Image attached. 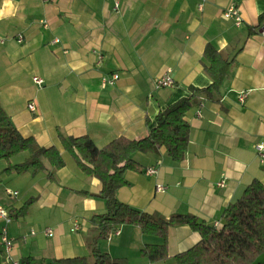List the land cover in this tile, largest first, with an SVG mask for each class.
Segmentation results:
<instances>
[{
    "label": "crops",
    "instance_id": "1",
    "mask_svg": "<svg viewBox=\"0 0 264 264\" xmlns=\"http://www.w3.org/2000/svg\"><path fill=\"white\" fill-rule=\"evenodd\" d=\"M201 2L0 0V105L23 136L56 146L65 160L57 170L45 162L46 170L19 174L6 168L27 153L0 159V205L11 217L7 230L19 264L27 257L35 264L92 259L91 218L107 206L84 192L97 194L101 182L81 170L60 136L87 135L102 148L120 136L148 135L160 109L189 96L191 86L210 85L203 56L209 44L232 64L215 99L202 93L193 97L185 113L190 129L184 158L172 160L164 147L134 153L142 170L125 172L127 184L117 197L165 219L194 214L215 225L253 180L264 182V163L255 152L264 139V22L259 21L264 0H204L199 8ZM231 5L240 9L241 25L223 17ZM168 70L174 85L157 87L156 79ZM114 73L115 83L103 85ZM241 93H246L243 103ZM148 167L157 173L146 175ZM223 178L225 186L219 187ZM157 184L166 190L157 192ZM7 188L18 195H7ZM199 240V233L184 224L170 226L165 239L122 225L100 239L99 248L127 264H177L175 255ZM164 243L167 258L151 261L141 255L143 247Z\"/></svg>",
    "mask_w": 264,
    "mask_h": 264
},
{
    "label": "trees",
    "instance_id": "2",
    "mask_svg": "<svg viewBox=\"0 0 264 264\" xmlns=\"http://www.w3.org/2000/svg\"><path fill=\"white\" fill-rule=\"evenodd\" d=\"M264 22V12L259 15ZM203 56L207 61L205 70L211 78L209 86L190 87V95L160 109L155 116V125L148 135L130 139L124 136L111 140L98 148L87 136H60L63 147L73 156L81 170L101 182L97 194L87 195L105 201L107 211L94 214L91 218L96 235L90 243L92 259L85 256L54 260L58 264H127L125 259L112 258L99 248V240L122 225H134L145 233L167 237L172 225H188L199 233L200 240L189 249L175 255L177 264H264V182L253 180L235 202L222 212L218 226L208 225L194 214H173L168 219L158 213H146L120 201L119 188L125 186L127 170L141 171V165L133 158L136 152H156L164 147L174 161L184 158L189 141V124L185 113L193 97L202 93L208 99H215L223 81L228 76L232 60L223 57L212 45H207ZM27 153L24 161L10 165L6 170L37 173L47 169L57 170L65 160L56 146H41L32 136H23L11 122L0 105V159ZM52 171L50 177H52ZM141 255L151 261L167 258L166 244L147 245ZM21 264H35L31 258H23Z\"/></svg>",
    "mask_w": 264,
    "mask_h": 264
},
{
    "label": "built area",
    "instance_id": "3",
    "mask_svg": "<svg viewBox=\"0 0 264 264\" xmlns=\"http://www.w3.org/2000/svg\"><path fill=\"white\" fill-rule=\"evenodd\" d=\"M203 1L204 0H202V2L199 4V8L202 7ZM117 8H118V2L115 1V9H117ZM222 15L226 19L233 20L237 26L241 25V23L243 22V17L241 15V11L235 5H231L227 9H225L223 11ZM17 41L20 42L21 39L19 38V39H17ZM99 59H101V56H99ZM33 79L39 85H41L43 83V80L39 77H34ZM117 79H118V74L114 73L111 76L103 79V85H113ZM155 84L157 87H171V86H173L174 80L170 75V70H168L161 77L157 78L155 81ZM245 98H246V93H241L238 97L240 103H243ZM28 108L31 111H34L35 110V104L29 103ZM255 152H256V155H257L259 161L261 163H264V139L255 145ZM156 173H157V170L154 167H148L145 170V174L148 176L155 175ZM217 185L219 187H224L225 186V179L224 178L221 179L217 183ZM165 190H166L165 185H163V184H157L156 185V191L157 192H163ZM6 194L9 196H17L18 192L15 190H12L10 188H7ZM0 219L3 221V226L1 227V230H0V244L3 247V262H2V264H19V262L13 258L12 253H11L14 240L9 235L8 230H7V224L10 222L11 217L9 215V212L7 211V209L3 205H0ZM218 224L219 223H215L214 226H218ZM76 229H78L77 225L74 226L73 230H76ZM31 233L34 234L33 231ZM46 233L49 236L52 235V231L50 229H47Z\"/></svg>",
    "mask_w": 264,
    "mask_h": 264
},
{
    "label": "rangeland",
    "instance_id": "4",
    "mask_svg": "<svg viewBox=\"0 0 264 264\" xmlns=\"http://www.w3.org/2000/svg\"><path fill=\"white\" fill-rule=\"evenodd\" d=\"M21 155H23V154H21Z\"/></svg>",
    "mask_w": 264,
    "mask_h": 264
}]
</instances>
